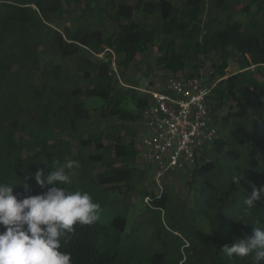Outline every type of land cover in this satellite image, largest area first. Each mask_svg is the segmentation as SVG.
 Returning a JSON list of instances; mask_svg holds the SVG:
<instances>
[{
    "label": "trees",
    "instance_id": "trees-1",
    "mask_svg": "<svg viewBox=\"0 0 264 264\" xmlns=\"http://www.w3.org/2000/svg\"><path fill=\"white\" fill-rule=\"evenodd\" d=\"M152 48L172 76L212 67L188 201L145 187L149 95L118 81ZM0 264H264V0H0Z\"/></svg>",
    "mask_w": 264,
    "mask_h": 264
},
{
    "label": "built area",
    "instance_id": "built-area-1",
    "mask_svg": "<svg viewBox=\"0 0 264 264\" xmlns=\"http://www.w3.org/2000/svg\"><path fill=\"white\" fill-rule=\"evenodd\" d=\"M210 90V84L194 75L168 76L142 90L149 100L142 113L141 152L157 186L165 172L193 164L202 146L216 137L207 102Z\"/></svg>",
    "mask_w": 264,
    "mask_h": 264
},
{
    "label": "rangeland",
    "instance_id": "rangeland-1",
    "mask_svg": "<svg viewBox=\"0 0 264 264\" xmlns=\"http://www.w3.org/2000/svg\"><path fill=\"white\" fill-rule=\"evenodd\" d=\"M63 23V22H62ZM56 26L61 27V23H55ZM158 54V51L155 48H152L148 53H142L139 54L133 61L130 62L128 68L120 67L119 70H121V74L118 76V81L125 87L134 88L138 91H141V89L146 88V86L150 85V82H153L152 86H156L157 84H162L166 77L170 76L171 73L167 72L159 67V65L156 64L155 61V55ZM116 60L115 58H113ZM115 63V62H114ZM113 70L117 72L118 68L116 65H113ZM237 69V64L231 62L230 65L226 68V71L228 73H231ZM212 71V67L210 63L205 60L204 67L200 70V73L203 77H208L210 72ZM205 82L207 84L210 83L209 80H206ZM142 92V91H141ZM226 110V106H223L222 109H219L217 111L218 114L222 113ZM133 128L136 132V145L137 148L140 151V147H142V144L140 143V137L141 133L143 131V125L141 119H136L132 122H130ZM141 153V151H140ZM139 164L141 167L145 164V159L142 157L139 159ZM147 177H145L144 185L147 188V190H153V179L151 172L146 174ZM162 184H170L173 186L176 193H178L183 198L189 200L190 191L188 189V186L184 183V178L179 173H171L168 177H164ZM132 201L134 203L133 209L131 213L129 214L127 225L129 226L131 223L136 224L137 222L142 219L140 217L141 210L146 204L144 200H141L140 198H132Z\"/></svg>",
    "mask_w": 264,
    "mask_h": 264
},
{
    "label": "clouds",
    "instance_id": "clouds-1",
    "mask_svg": "<svg viewBox=\"0 0 264 264\" xmlns=\"http://www.w3.org/2000/svg\"><path fill=\"white\" fill-rule=\"evenodd\" d=\"M101 55V54H100ZM113 65H114V62H113ZM170 76H172V75H170ZM190 76H193V75H190ZM195 76V75H194ZM197 77H199V76H197ZM167 78V77H166ZM165 78V79H166ZM201 80H202V82H204V83H206L205 82V80H203L202 79V77H199ZM153 84V83H152ZM152 84H150V85H148V86H146V88H144V89H141V91L142 90H145V89H150V88H152L153 86H152ZM210 85H211V89H212V87H213V85H214V83L213 82H210L209 83ZM211 91V90H210ZM143 93H145V94H148V93H146V92H144V91H142ZM210 93V92H209ZM149 95V94H148ZM208 96H209V94H208ZM148 100H149V98H148ZM148 102V101H147ZM146 106V105H145ZM143 113V112H142ZM211 118H212V121H213V117H212V110H211ZM141 121H142V125H143V120H142V116H141ZM213 124H214V122H213ZM215 125V124H214ZM216 126V125H215ZM216 128H217V126H216ZM218 131V130H217ZM143 132V131H142ZM217 136V135H216ZM141 138V137H140ZM215 139V138H214ZM214 141V140H213ZM212 141V142H213ZM211 142V143H212ZM141 143V142H140ZM210 143V144H211ZM210 144H208L209 146H210ZM205 145H207V144H205ZM204 146V145H203ZM201 150V149H200ZM140 151H141V147H140ZM140 151H139V154H140V158H141V153H140ZM199 153V152H198ZM195 160H196V158H195ZM195 162V161H194ZM149 166V168H150V172H151V175H152V179H153V186H154V192H155V194L156 195H159V193L161 192V190H162V186H163V184H162V181H163V178L167 175V174H171V173H173V172H176L177 170H182L183 168H181V169H176V170H172V171H168V172H165L164 174H163V176L161 177V180H160V186H157L156 185V183L154 182V178H153V170H152V167L150 166V164L149 163H147L146 161H145V164H144V166L143 167H146V166ZM192 165V164H191ZM188 166V165H187ZM186 167V166H185ZM146 197H148V200L146 201L145 200V198ZM143 200L146 202V204H149V196H145L144 198H143Z\"/></svg>",
    "mask_w": 264,
    "mask_h": 264
}]
</instances>
